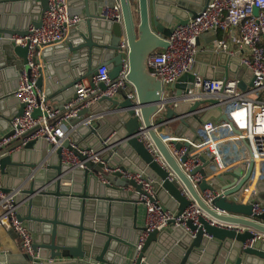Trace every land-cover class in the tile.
<instances>
[{
  "label": "water",
  "instance_id": "water-1",
  "mask_svg": "<svg viewBox=\"0 0 264 264\" xmlns=\"http://www.w3.org/2000/svg\"><path fill=\"white\" fill-rule=\"evenodd\" d=\"M116 2L120 6V21L99 16L101 8H111ZM208 2L67 0L68 10L77 8L80 21L68 33L66 43L32 53L33 58L44 63L36 86L43 92L45 101L58 106L75 101V85L86 81L93 86L91 79L101 67H106L109 80H114L125 66L128 85L114 97L101 96L68 120L75 129L64 148H69V143L76 144L101 158L103 164L87 161L85 169H72L61 163V150L47 155L48 145L44 140L30 141L10 155L7 153L19 147L21 141L0 151L3 187L6 191H17V216L33 237V256L25 254L20 245L16 254H0V264H127L144 230L138 226L137 218L143 206L141 196L145 194L141 185L125 178L124 173L141 174L149 179L154 192L152 201L170 212L180 215L195 203L208 219L243 229L238 232L222 228L200 217L199 227L187 224L194 237L177 226L153 231L138 254L137 264H240L242 254L264 264V241L255 239V233L264 235V212L253 220V204L243 203L245 188L250 184L251 164L246 171L237 168L217 177L229 178L231 184L211 185L201 180L195 187L156 132L170 120L182 118L169 105L177 102L183 90L188 93L192 89L195 76L222 80L233 78L239 71L244 79L238 88H246L251 73L240 68L237 57L228 55L231 44L226 52L205 54L206 64L197 63L202 56L198 53L194 72L182 75L171 86L175 91L168 94L147 67L152 53L168 48L171 23L186 24ZM47 9V0H0V134L8 130L10 117L23 111V105L11 94L17 87L20 71L27 70L28 50L15 45L11 37H24L30 26L39 27ZM210 34L216 39L213 31L200 38ZM98 89L104 91V84L100 83ZM132 92L135 100L127 98ZM202 103L194 102L188 113L196 111ZM137 110L139 118L135 116ZM161 112L165 118L158 120ZM38 113L35 110L33 117ZM141 129L149 137L160 162L138 140ZM180 147L181 144H174L175 150ZM185 159L182 157L180 163ZM196 173L203 174V169L196 168L189 176ZM215 188L222 189L224 197L205 203L202 193ZM256 189L262 195L264 181H258ZM236 194L237 198L233 199ZM256 201L264 210V198L257 197ZM10 233L18 238L12 230ZM253 239L252 246H247ZM141 259H144L142 263Z\"/></svg>",
  "mask_w": 264,
  "mask_h": 264
},
{
  "label": "built area",
  "instance_id": "built-area-1",
  "mask_svg": "<svg viewBox=\"0 0 264 264\" xmlns=\"http://www.w3.org/2000/svg\"><path fill=\"white\" fill-rule=\"evenodd\" d=\"M47 4L48 9L41 16L39 27L30 26L24 37H11L15 45L27 47V70L20 71L17 87L11 94V97L23 105V111L21 115H13L9 118L8 130L0 134V151L21 141L19 147L7 153L10 155L30 141L44 140L48 145L47 155L61 150L60 160L63 165L83 170L87 161L103 164L102 159L73 143H69V148H64L63 145L69 140V134L72 132L66 128V123L77 117L79 111L88 108L101 96L114 97L119 89L126 88L128 84L125 80V66L114 80H109L106 67L98 68L91 79L93 86L83 83L75 85L77 95L75 101L56 107L48 104L43 92L36 86L40 76L39 71L43 69L44 63L40 58H33L32 53L36 49L41 51L47 46L63 43L70 30L79 23L80 17L69 12L67 0H47ZM254 9H257L256 15ZM99 16L110 21H120L119 4L116 2L111 8H101ZM210 31L235 33L230 42L226 38L217 41L207 51L226 52L228 44L234 46L228 55L237 57L240 68L251 73L248 82L245 83L246 88L244 90L238 88V83L244 79L239 71H236L233 78L227 77L222 80H203L200 76H195L192 89L188 93L184 92V95L181 94L176 99L177 102L172 105L176 107V104L183 100L207 103L199 110V114L202 115L201 140L181 142L179 139L170 138L163 142L195 187L201 180L208 183L216 179L222 186L231 184V182L223 184L222 177H217L237 168L243 167L246 171L251 164L252 169L248 177L250 184L245 188L243 203L253 204L252 219L255 220V216L264 212L256 201L258 192L256 183L264 181V0H209L207 6L197 13L195 18L189 19L184 25L172 28L167 39L168 48L152 53L147 60V67L160 81L164 91L167 92L165 94H168L167 89L182 75L194 72L195 56L200 51L198 41L202 34ZM249 82H251L250 86ZM100 83L104 84V91L98 89ZM127 98L135 100L133 92L128 94ZM212 100L216 103L208 102ZM35 110L39 113L33 117ZM135 116L139 118L138 110ZM137 138L160 162L153 144L142 129ZM175 143H181L179 150H175ZM202 154L209 157V161L214 165V171L210 176L205 173L189 176V173L196 168L204 170L206 159ZM182 157L186 158L184 163H180ZM115 171L117 169L110 170V172ZM123 175L141 185L145 194L141 196L144 206V230L138 237L127 264H137L136 259L149 233L162 232L171 226H177L194 237L195 233L189 230L187 224L190 222L199 227L200 217L207 218L208 222L215 226L243 231L242 228L208 219L195 203H191L180 215L170 212L159 203L152 201L154 192L149 179L141 174L124 173ZM2 180L3 174L0 169V227L12 230L17 235L23 252L33 256L32 235L26 224L17 216L15 205L17 191H6ZM223 194L224 191L220 188H215L212 192L206 190L202 193L201 199L209 204L217 197H224ZM236 198L237 194L233 199ZM255 239L264 241V235L255 233ZM253 241L254 239L248 241L246 245L252 246ZM143 260L141 259V263Z\"/></svg>",
  "mask_w": 264,
  "mask_h": 264
},
{
  "label": "crops",
  "instance_id": "crops-1",
  "mask_svg": "<svg viewBox=\"0 0 264 264\" xmlns=\"http://www.w3.org/2000/svg\"><path fill=\"white\" fill-rule=\"evenodd\" d=\"M70 10V9H69ZM76 9H71L69 12L71 14H77ZM101 10V9H100ZM99 10V11H100ZM176 21H173L171 23L170 30L175 27ZM235 36V33L233 31L230 32H222L219 31L216 33V39L213 38V35L210 34L209 36L205 38H200L198 41V45L200 48L199 54L202 55L199 58V61L197 63L199 64H206L207 63V54H211L212 52H208V48L211 47L215 42L227 39L229 42L231 41V38ZM68 37V36H67ZM66 37V38H67ZM66 43V40L63 42V44ZM234 49V46H231V50ZM206 54V55H205ZM80 83L87 84L86 81H81ZM168 92L175 91L171 90V87L167 89ZM184 90L181 92L182 95H184ZM167 93V92H165ZM194 103L188 102L183 100L182 102L179 101L178 104H176V107L173 105H169V107L174 110L177 114H182L181 119L174 118L170 120L168 123H166L164 126H160L156 129L157 134L162 140L170 139V138H176L179 139L181 142H187V141H200L202 137V129H201V116L199 114V110L201 108H204L206 106V102H203L202 104L199 105L198 109L192 113H188L190 110V107ZM52 106H56V103L51 104ZM162 112H164L162 110ZM159 113L157 115V118L159 120V117L164 119L165 114ZM192 118V119H191ZM156 120V122L158 121ZM185 121L187 123H185ZM66 128L68 130L73 131L75 129V126L71 125L69 122L66 123ZM181 144V143H179ZM205 159V167L203 170V173L206 175L212 174L214 171V165L212 162L209 161V157H207L205 154H202ZM223 184H228L231 182V179L222 177L221 178ZM209 184H217V180H210L208 182ZM257 197L259 199L264 198V192L263 194H259L257 192ZM256 197V198H257ZM137 224L139 227H143L144 225V206L139 210L138 212V218H137ZM33 238V237H32ZM20 242L18 238L12 235L10 233V230H5L4 228L0 227V254L6 255L9 253L16 254L19 250ZM242 262H250L251 264H263L261 260L255 258V257H248L246 255H241Z\"/></svg>",
  "mask_w": 264,
  "mask_h": 264
}]
</instances>
